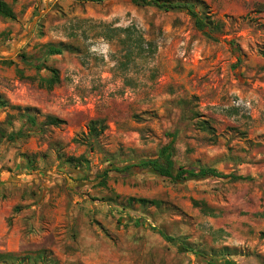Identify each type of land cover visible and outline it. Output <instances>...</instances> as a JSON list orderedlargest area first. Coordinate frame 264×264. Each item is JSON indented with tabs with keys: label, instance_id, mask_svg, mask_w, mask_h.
Returning a JSON list of instances; mask_svg holds the SVG:
<instances>
[{
	"label": "rangeland",
	"instance_id": "1",
	"mask_svg": "<svg viewBox=\"0 0 264 264\" xmlns=\"http://www.w3.org/2000/svg\"><path fill=\"white\" fill-rule=\"evenodd\" d=\"M5 1L17 19L0 17V217L21 228L14 264L41 249L60 264H264V0H200L218 41L185 11L131 0ZM172 140L176 169L246 179L103 174Z\"/></svg>",
	"mask_w": 264,
	"mask_h": 264
},
{
	"label": "trees",
	"instance_id": "2",
	"mask_svg": "<svg viewBox=\"0 0 264 264\" xmlns=\"http://www.w3.org/2000/svg\"><path fill=\"white\" fill-rule=\"evenodd\" d=\"M82 1H92V2H102L104 0H82ZM138 4L145 5H153L156 8L164 11H185L189 16L194 20V24L196 28L203 33V35L211 40L218 41V38L215 34H219L220 28L217 23H214L209 17H202L200 12L197 9V4L201 3L200 0H131ZM0 17L8 20H16L17 15L14 12L12 6L6 2L5 0H0ZM230 45L234 50H237L238 53L241 52V48L234 43V41H230ZM62 52V48H58L55 46H51L47 55H56ZM22 63L35 68L37 70L42 69L43 61L41 59H30L25 56H20ZM241 55H237V62L234 65L235 69H240L241 64ZM10 62V61H9ZM11 63V62H10ZM60 78L58 71L56 69H51V76L49 78L43 77L41 78V83L45 85L47 88L52 89L57 83H59ZM31 119V117H29ZM48 122L50 124H58L60 119L56 117L49 116ZM89 134L92 137H96L99 135L98 133V121L92 120L89 124ZM11 137V135L9 136ZM172 145L173 140L170 141L165 147H163L156 158L143 160L134 164H129L124 167H108L104 170L103 174L107 176L109 172L115 171L116 173H132L134 171H144L146 169H150L155 174L159 176L169 179L173 182H185L190 179H206L208 177H218L225 180H244L246 177L242 175H237L235 173L225 174L217 171L216 169L211 168H188V167H179L178 169L174 166V161L172 159ZM104 177V176H103ZM145 202V200H141ZM10 226V221L8 222ZM162 236L168 241L172 243H176L177 240L167 236L166 234H162ZM184 248V247H183ZM185 249V248H184ZM187 250V249H185ZM195 256L201 258L204 262L208 264H216L219 263L217 257H212L210 255H204L200 253H194ZM34 264L38 260L45 262L48 260L52 261V264H60L59 259L54 255V252L48 249H41L36 253L33 257ZM15 261L22 263L23 258L19 256V253L15 252H4L0 251V263L2 264H14ZM224 264H233L228 261H223Z\"/></svg>",
	"mask_w": 264,
	"mask_h": 264
},
{
	"label": "crops",
	"instance_id": "3",
	"mask_svg": "<svg viewBox=\"0 0 264 264\" xmlns=\"http://www.w3.org/2000/svg\"><path fill=\"white\" fill-rule=\"evenodd\" d=\"M22 250L21 228L16 223L9 226L7 220L0 217V251L18 253Z\"/></svg>",
	"mask_w": 264,
	"mask_h": 264
},
{
	"label": "built area",
	"instance_id": "4",
	"mask_svg": "<svg viewBox=\"0 0 264 264\" xmlns=\"http://www.w3.org/2000/svg\"><path fill=\"white\" fill-rule=\"evenodd\" d=\"M246 104H249V103H246Z\"/></svg>",
	"mask_w": 264,
	"mask_h": 264
}]
</instances>
